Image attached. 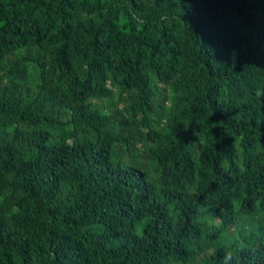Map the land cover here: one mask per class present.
Returning a JSON list of instances; mask_svg holds the SVG:
<instances>
[{"label":"trees","instance_id":"1","mask_svg":"<svg viewBox=\"0 0 264 264\" xmlns=\"http://www.w3.org/2000/svg\"><path fill=\"white\" fill-rule=\"evenodd\" d=\"M258 90L264 0H0V264H264Z\"/></svg>","mask_w":264,"mask_h":264},{"label":"clouds","instance_id":"2","mask_svg":"<svg viewBox=\"0 0 264 264\" xmlns=\"http://www.w3.org/2000/svg\"><path fill=\"white\" fill-rule=\"evenodd\" d=\"M256 98L259 102H264V100H262L261 98L264 97V90H258L256 93ZM230 257H227L226 259H228Z\"/></svg>","mask_w":264,"mask_h":264}]
</instances>
